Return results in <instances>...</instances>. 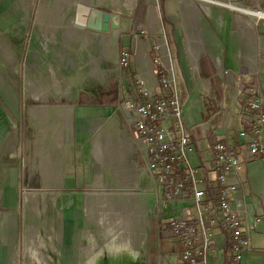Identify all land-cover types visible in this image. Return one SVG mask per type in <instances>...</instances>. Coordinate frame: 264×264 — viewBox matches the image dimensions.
I'll return each instance as SVG.
<instances>
[{
    "label": "rangeland",
    "instance_id": "rangeland-1",
    "mask_svg": "<svg viewBox=\"0 0 264 264\" xmlns=\"http://www.w3.org/2000/svg\"><path fill=\"white\" fill-rule=\"evenodd\" d=\"M10 1L24 11L12 16L9 4L0 0V93L7 92L12 102L0 97V116L8 126L0 136V264H97L87 262L85 232L97 239L92 251L100 250V264L111 255L121 260L127 252L124 243L106 252L102 229L87 219L82 204L87 193L122 196L126 190L111 185L107 170L98 166L94 175L109 186L71 188V183L66 184L68 153L82 132L91 134L85 142L90 150L103 141L105 133L117 129L118 105L127 101L131 90L138 91L134 54L139 47L147 49L154 64L160 58L156 46L163 37L172 54L177 84L188 85V93L195 94L184 53V36L194 24L186 22L178 0H91L93 6L122 14V31L105 33L100 39L72 26L77 0ZM218 1L253 7L252 0ZM193 2L202 13L200 24L194 22L195 32L236 29L231 14L240 13L237 10L212 5L213 16L208 18L201 3ZM222 11L227 17L221 19ZM149 13L154 17L152 25ZM257 23L252 28H262V22ZM122 53L128 56L123 68L118 65ZM154 65L158 72L159 64ZM227 75L224 71L223 77ZM90 100L101 105H89ZM81 108H88L90 114L78 115ZM70 180L76 183L78 178ZM137 262L145 264L142 253Z\"/></svg>",
    "mask_w": 264,
    "mask_h": 264
},
{
    "label": "crops",
    "instance_id": "crops-1",
    "mask_svg": "<svg viewBox=\"0 0 264 264\" xmlns=\"http://www.w3.org/2000/svg\"><path fill=\"white\" fill-rule=\"evenodd\" d=\"M3 1L9 4L10 11L14 13L12 16L18 17L24 11L19 8L16 2ZM82 2L101 11L118 13L122 17L119 11H109L91 5V0ZM14 3L15 7L12 6ZM178 3L186 13V22H192V25H195L194 22L200 24L202 13L194 5L193 0H190L189 3L186 0H178ZM200 3V9L208 18L213 16L211 6H219L206 1ZM252 6L255 9H264V0H252ZM252 8L250 7V9ZM226 14L227 12L222 11L218 16L222 19L227 17ZM231 16V22L236 27L235 30L195 32L193 25L191 33H186L184 53L187 59L186 65L191 71V84L195 94L188 93V85L178 84L179 94L183 99V113H185L186 124L193 143L192 164L198 167V172L203 179L202 186L204 190L208 191L206 198L208 205H214L213 199L210 198L215 190L214 178L216 175L213 171V139L224 142L223 137H225L227 142L238 147L242 159L240 181L243 185V194L249 200L253 214L260 218V222L254 225L250 237L251 251L243 254L240 264H264V154L259 157H251L241 144L238 130L244 126V119L249 117L242 112V99L236 97L239 90L238 77V80L242 82V88L243 84L246 87L256 84L259 89L258 95L264 99V76L262 75V71H264V28H252L256 27V23L248 21L245 18L247 15H243L241 12H236ZM147 17L149 24L152 25L154 23L153 15L149 13ZM228 17L230 18V15ZM103 35L97 34L94 38L104 39ZM146 51L147 49L139 47L138 52L134 54L135 71L137 78H144L147 84L152 87L156 81L152 70L153 63ZM158 55L161 57V65L165 70L170 68L174 70L169 48L168 55L170 57L168 60L163 53L158 52ZM224 71H228L226 78L223 77ZM174 73L178 83L176 69ZM219 85H222V90L218 87ZM157 90L156 88L155 91ZM0 97L5 102L12 103L7 92L2 96L0 93ZM89 105L98 106L101 104L97 100H90ZM119 109L118 105L120 123L118 121L115 126L117 129L114 132L105 133L103 141L95 142L92 149L89 150V145L85 143L91 136L88 132H82L77 140H73L71 145L73 147L71 152L68 151L66 160V171L69 176V179H66V184L71 183V188L75 189L92 186L95 183L104 185L105 182L99 180L98 175H94V167L98 166L101 170H107V175L110 176L108 181L111 185H114L119 191L126 190L122 196L113 193L93 192L87 193V196L83 197L82 211L89 221L94 220L102 229L106 252L112 250L113 246L119 245V242L124 243L127 250L121 260L115 261L111 255V258L105 261L106 263L137 264L139 253H142V260L145 264H181L178 261V254L182 246L175 238L161 236L160 230L167 227L168 219L171 216L185 213L187 210L194 213V208L188 206L189 203H185V207L175 202H167L162 213L156 211L152 195L153 179L146 171L143 153L137 149L138 146L134 143L133 130L127 128L124 115ZM76 112L78 115L90 114L88 108L77 109ZM71 116H73L72 112ZM7 127V122L0 116V136L6 134ZM262 140L264 141V133ZM76 144L79 146L76 147ZM78 150L82 152L79 151L77 154ZM81 153H83V158ZM74 177L78 178L76 183L70 180H73ZM239 195L238 193L237 196ZM118 196H121L123 200ZM76 201H80V196L76 198ZM209 233L212 235L213 242L207 256L208 264H235L226 228L222 225L209 230ZM84 234L89 242L87 262L96 261L97 264H100V250L95 253L92 251L97 239L90 232ZM92 252L93 256H90ZM145 253L150 256L148 257Z\"/></svg>",
    "mask_w": 264,
    "mask_h": 264
},
{
    "label": "built area",
    "instance_id": "built-area-1",
    "mask_svg": "<svg viewBox=\"0 0 264 264\" xmlns=\"http://www.w3.org/2000/svg\"><path fill=\"white\" fill-rule=\"evenodd\" d=\"M259 21L264 28V21L255 19L256 24ZM156 48L169 59L163 37ZM155 61L154 64H159L161 68L157 72L153 64L155 85L151 87L144 78H137L138 91L130 92L119 110L124 115L127 128L133 130L134 143L143 153L146 171L153 179L152 195L156 211L162 213L167 202L184 206L189 203L188 206L194 208V213L187 210L171 216L167 227L160 230L161 236L178 240L182 246L178 254L181 264H208L207 256L213 242L209 230L223 225L230 237L232 259L235 264H240L243 254L251 251L250 237L260 218L253 214L251 204L243 194L239 149L227 142L225 137L224 142L213 139V171L216 175L215 190L210 198L214 205H208L203 179L198 167L192 164L193 143L183 113L184 103L176 75L172 68L164 69L161 57ZM118 65L127 67L126 54L119 56ZM237 82L239 90L236 97H240L245 105L242 112L247 116V112L255 113L254 117L244 119L238 137L249 156L259 157L264 154V99L258 95L256 84L243 91L242 82L238 79Z\"/></svg>",
    "mask_w": 264,
    "mask_h": 264
},
{
    "label": "water",
    "instance_id": "water-1",
    "mask_svg": "<svg viewBox=\"0 0 264 264\" xmlns=\"http://www.w3.org/2000/svg\"><path fill=\"white\" fill-rule=\"evenodd\" d=\"M72 25L82 30H90L103 35L109 31H117L121 27V16L85 5L82 1L75 2Z\"/></svg>",
    "mask_w": 264,
    "mask_h": 264
},
{
    "label": "bare ground",
    "instance_id": "bare-ground-1",
    "mask_svg": "<svg viewBox=\"0 0 264 264\" xmlns=\"http://www.w3.org/2000/svg\"><path fill=\"white\" fill-rule=\"evenodd\" d=\"M198 1H200V2H204L205 3V1L206 2H209V3H214V4H217V5H221V6H224V7H226V8H228V9H231V10H238L239 12H241V13H243V14H245V15H247L248 17H250V18H253L254 20L255 19H258V20H262V21H264V11H262V12H259L258 10H253V9H246V8H241V7H238V6H236V5H231V4H227V3H221V2H216V1H212V0H198ZM73 26V25H72ZM75 27V26H74ZM75 28H77V27H75ZM78 29H80V28H78ZM82 30V29H81ZM79 31V30H78ZM77 31V32H78ZM93 34H91V37H95V35H97V33H94V32H92ZM95 34V35H94ZM78 35V34H77ZM32 89V88H31ZM111 158H113V157H111ZM112 263V262H111Z\"/></svg>",
    "mask_w": 264,
    "mask_h": 264
},
{
    "label": "trees",
    "instance_id": "trees-1",
    "mask_svg": "<svg viewBox=\"0 0 264 264\" xmlns=\"http://www.w3.org/2000/svg\"><path fill=\"white\" fill-rule=\"evenodd\" d=\"M243 91H247L246 90V86L243 84ZM246 97H248V95L246 96ZM243 105V107L245 108V105H244V103L242 104ZM247 114H248V117L250 118H252V117H254L255 116V113L254 112H247ZM207 191V190H206ZM208 192V191H207Z\"/></svg>",
    "mask_w": 264,
    "mask_h": 264
}]
</instances>
